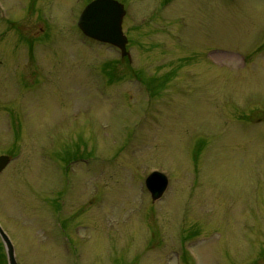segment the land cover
<instances>
[{
    "label": "rangeland",
    "instance_id": "1",
    "mask_svg": "<svg viewBox=\"0 0 264 264\" xmlns=\"http://www.w3.org/2000/svg\"><path fill=\"white\" fill-rule=\"evenodd\" d=\"M89 1L0 0L16 261L264 264V0H117L132 63L82 36Z\"/></svg>",
    "mask_w": 264,
    "mask_h": 264
},
{
    "label": "water",
    "instance_id": "2",
    "mask_svg": "<svg viewBox=\"0 0 264 264\" xmlns=\"http://www.w3.org/2000/svg\"><path fill=\"white\" fill-rule=\"evenodd\" d=\"M126 15L124 6L116 0H96L85 7L79 18V28L91 39L111 44L121 50L122 56L128 55L126 45L128 38L123 34V17ZM9 158L1 156L0 172L9 165ZM169 181L166 175L158 172L151 173L146 180V186L152 196L153 202L161 200L168 189ZM0 235L6 243L8 263L18 264L15 260L12 243L0 227Z\"/></svg>",
    "mask_w": 264,
    "mask_h": 264
}]
</instances>
